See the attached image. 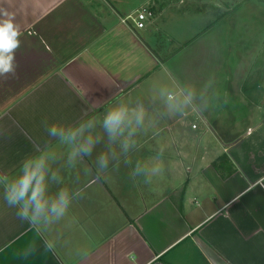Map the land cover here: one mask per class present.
Segmentation results:
<instances>
[{"label":"crops","instance_id":"0c3cea01","mask_svg":"<svg viewBox=\"0 0 264 264\" xmlns=\"http://www.w3.org/2000/svg\"><path fill=\"white\" fill-rule=\"evenodd\" d=\"M236 2L243 7L227 14ZM0 8L15 14L21 31L16 76L0 78V173L18 174L46 144L66 151L46 123L99 120L111 104L138 99L149 119L130 158L163 169L151 185L133 180L123 163L98 174L103 144L75 168L61 159L54 167L63 184L51 191L79 193L68 214L38 231L0 199V264H264V62H257L264 61V0H0ZM142 8L152 15L137 28L132 17ZM181 26L185 37L206 28L234 43L218 57L232 67L221 73L231 85L221 105L244 108V122H255L200 160L181 147L194 138L186 119L193 112L157 116L162 102L151 100L160 86L180 83L166 68V48L156 45L182 41ZM161 149L162 161H152Z\"/></svg>","mask_w":264,"mask_h":264},{"label":"clouds","instance_id":"9594fccd","mask_svg":"<svg viewBox=\"0 0 264 264\" xmlns=\"http://www.w3.org/2000/svg\"><path fill=\"white\" fill-rule=\"evenodd\" d=\"M20 37L15 14L0 8V78L16 76ZM211 87V80L199 91L188 83L160 86L151 100L153 103L161 101L163 111L153 109V112L157 116H184L188 110H203L209 106ZM148 119L149 109L143 100L138 99L134 103L119 100L111 104L99 120L94 116L87 117L67 127L46 123L47 135L66 151L59 153L46 144L21 161L18 174L0 173V199L9 208L16 209L19 219L35 226L38 231L50 229L64 219L79 195L68 186L51 191L53 185L63 184L60 169L54 165L63 159L64 167L75 168L86 157H91L101 144L104 150L95 159L98 174L105 172L110 164L117 167L123 163L131 165L130 177L133 180L140 179L145 185H151L153 178L163 170L160 164L139 159L133 164L130 158V153L138 147L137 137L145 130ZM162 154L163 149L151 158L152 161H162Z\"/></svg>","mask_w":264,"mask_h":264},{"label":"rangeland","instance_id":"374dc122","mask_svg":"<svg viewBox=\"0 0 264 264\" xmlns=\"http://www.w3.org/2000/svg\"><path fill=\"white\" fill-rule=\"evenodd\" d=\"M242 7L243 3L240 4L236 2L230 7V11H228L227 14H231L233 13L232 11ZM260 14L264 16V12ZM167 30H170L172 33L173 27L167 28ZM178 31H180L182 40L179 43L176 41L169 42L167 45H156L158 49H164L165 47L167 51L171 50L170 54H167V51L165 52L162 49L163 56H166L167 59L166 68L175 78L177 77L179 79L180 83L193 84L198 91L207 81L211 80L212 87L209 93L213 92V99H215L213 101L212 98H210L209 106L203 110H190V112L193 113L186 119L191 123V126L192 123H197L198 128L194 130L191 129L192 133H194V138L182 144L181 147L188 152L191 151L192 156H197L199 160L206 151H211L214 153V156H217L221 153L220 148L223 146L222 144L225 138H229L228 140H231L229 142L232 143L245 131L250 130L249 128H252L255 124L253 121L244 122L241 117L243 116L242 113L245 110L244 108H225L221 105L224 90L231 86L228 85L226 78L223 80L221 73L222 70L226 74L232 72V67L226 63L224 67H222L218 57L223 50V46L226 48V53H228V48L230 50L234 43H232L233 45H228V41L227 45H224L228 38L223 31L222 33H220V31H215L211 36H208L205 33L206 28H203L199 31V34L190 38L184 36V27L181 26L177 29V32ZM227 31L229 33V29H227ZM260 31L263 32V29ZM185 39L187 40L184 41ZM223 39L225 43L222 42ZM249 46L251 49H255L258 45ZM260 46L262 49V45ZM257 62L263 63L264 61L260 60ZM244 72L246 73V69H244ZM166 85L172 86L173 84L167 83ZM237 94V91L234 90L230 93L229 98L226 96V100H229L230 105L233 104L234 100H238ZM248 110L253 111V109ZM256 122H258L257 119Z\"/></svg>","mask_w":264,"mask_h":264},{"label":"built area","instance_id":"2783aa9c","mask_svg":"<svg viewBox=\"0 0 264 264\" xmlns=\"http://www.w3.org/2000/svg\"><path fill=\"white\" fill-rule=\"evenodd\" d=\"M151 15H152V12L150 10H148L147 8H142L135 13V15L132 17V20L137 28H144L146 26V20L148 16H151ZM128 18H123L122 22L127 23ZM192 128L197 129L198 124L193 123Z\"/></svg>","mask_w":264,"mask_h":264}]
</instances>
